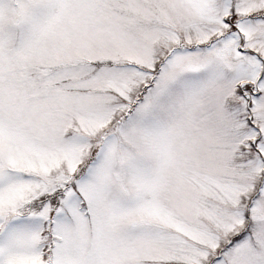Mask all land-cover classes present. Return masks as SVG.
<instances>
[{
	"label": "snow or ice",
	"instance_id": "1",
	"mask_svg": "<svg viewBox=\"0 0 264 264\" xmlns=\"http://www.w3.org/2000/svg\"><path fill=\"white\" fill-rule=\"evenodd\" d=\"M0 264H264V0H0Z\"/></svg>",
	"mask_w": 264,
	"mask_h": 264
}]
</instances>
